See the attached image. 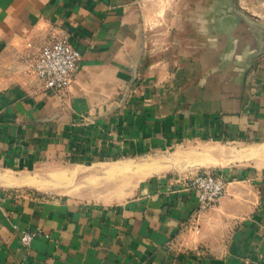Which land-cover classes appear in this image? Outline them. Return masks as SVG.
Masks as SVG:
<instances>
[{"label":"crops","instance_id":"1","mask_svg":"<svg viewBox=\"0 0 264 264\" xmlns=\"http://www.w3.org/2000/svg\"><path fill=\"white\" fill-rule=\"evenodd\" d=\"M141 1L0 0V264H264L262 166L227 168L225 195L198 219L179 179L108 203L11 183L44 165L264 144V0H182L165 40ZM52 32L82 54L68 91H47L34 70ZM26 231L38 233L30 246Z\"/></svg>","mask_w":264,"mask_h":264},{"label":"rangeland","instance_id":"2","mask_svg":"<svg viewBox=\"0 0 264 264\" xmlns=\"http://www.w3.org/2000/svg\"><path fill=\"white\" fill-rule=\"evenodd\" d=\"M188 4L189 1L182 0H142L141 6L149 31L152 29L159 32L156 35L158 39L165 40L174 18L168 15V11H182ZM260 149H264V144H206L199 147H176L169 152L150 155L132 163H107L86 168L75 164L57 168L44 165L33 171L32 176L23 175L35 183L14 187L48 197L82 200L85 203L121 201L134 196L139 184L154 178L179 179L183 182L203 172L225 173L231 167H264V153L251 152ZM143 164L145 168L141 167ZM149 167L151 170L158 169L160 173L146 175ZM138 170H142V173Z\"/></svg>","mask_w":264,"mask_h":264},{"label":"built area","instance_id":"3","mask_svg":"<svg viewBox=\"0 0 264 264\" xmlns=\"http://www.w3.org/2000/svg\"><path fill=\"white\" fill-rule=\"evenodd\" d=\"M81 59V52L70 42L67 33L52 32L35 59L34 70L47 91H68L80 69ZM183 183L198 196L195 215L198 219L225 195L230 180L225 173L203 172L184 179ZM37 235V232L26 231L21 238L22 243L30 246Z\"/></svg>","mask_w":264,"mask_h":264},{"label":"bare ground","instance_id":"4","mask_svg":"<svg viewBox=\"0 0 264 264\" xmlns=\"http://www.w3.org/2000/svg\"><path fill=\"white\" fill-rule=\"evenodd\" d=\"M253 154H256V153H264V149H260L259 151H257V150H255V151H251ZM251 153V154H252ZM145 164V163H144ZM143 164V166H141L142 168H145L146 167V165H144ZM152 172V171H151ZM28 178V177H27ZM11 183L12 184H16V185H21V184H33V183H35L34 181H32V180H29V179H23V178H21V179H19L18 177L17 178H15V179H13L12 181H11Z\"/></svg>","mask_w":264,"mask_h":264}]
</instances>
